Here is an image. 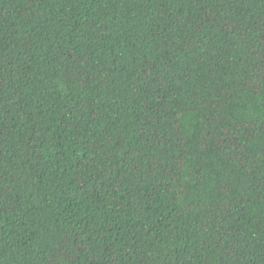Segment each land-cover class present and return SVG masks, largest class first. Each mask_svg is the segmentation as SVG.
<instances>
[{
	"label": "trees",
	"instance_id": "16d2710c",
	"mask_svg": "<svg viewBox=\"0 0 264 264\" xmlns=\"http://www.w3.org/2000/svg\"><path fill=\"white\" fill-rule=\"evenodd\" d=\"M0 264H264V0H0Z\"/></svg>",
	"mask_w": 264,
	"mask_h": 264
}]
</instances>
